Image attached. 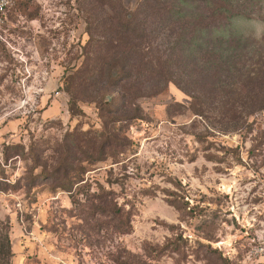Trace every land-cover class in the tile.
Instances as JSON below:
<instances>
[{"label":"rangeland","instance_id":"1","mask_svg":"<svg viewBox=\"0 0 264 264\" xmlns=\"http://www.w3.org/2000/svg\"><path fill=\"white\" fill-rule=\"evenodd\" d=\"M109 1L16 0L0 23V264H262L264 110L224 130L173 82L112 105L80 71ZM190 9L264 36V0Z\"/></svg>","mask_w":264,"mask_h":264},{"label":"trees","instance_id":"2","mask_svg":"<svg viewBox=\"0 0 264 264\" xmlns=\"http://www.w3.org/2000/svg\"><path fill=\"white\" fill-rule=\"evenodd\" d=\"M96 2L104 6L107 0ZM194 3L142 0L131 11L121 0H110L96 26L87 22V46L96 55L80 71L89 63L95 74L86 80L100 83L103 91L114 89L111 104L121 107L131 108L137 98L156 95L173 82L199 114L217 101L226 115L224 130L231 128L230 120L264 110V36H218L225 27L203 23L190 9Z\"/></svg>","mask_w":264,"mask_h":264},{"label":"built area","instance_id":"3","mask_svg":"<svg viewBox=\"0 0 264 264\" xmlns=\"http://www.w3.org/2000/svg\"><path fill=\"white\" fill-rule=\"evenodd\" d=\"M14 2L15 0H0V23L6 19L7 13ZM259 254L262 255L261 263L264 264V243L259 246Z\"/></svg>","mask_w":264,"mask_h":264}]
</instances>
